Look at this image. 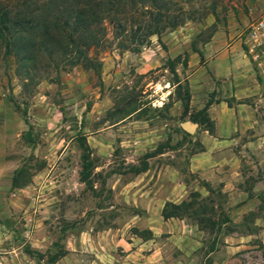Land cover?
Wrapping results in <instances>:
<instances>
[{
	"label": "rangeland",
	"instance_id": "1",
	"mask_svg": "<svg viewBox=\"0 0 264 264\" xmlns=\"http://www.w3.org/2000/svg\"><path fill=\"white\" fill-rule=\"evenodd\" d=\"M69 1L0 0V12L49 19ZM168 1L149 35L147 12L115 2V23L102 18L101 40L85 49L91 63L50 59L37 43L33 58L18 61L0 39V264H48L52 254L50 264L264 260V230L253 223L264 215V45L255 58L248 49L264 0ZM210 41L218 47L205 51ZM226 43L240 57L232 82L261 80L255 93L229 95L217 57ZM186 86L193 101L183 112ZM210 102L222 104L215 118ZM228 106L235 121L217 117ZM228 120L234 139L209 140ZM78 135L91 149V187L78 177ZM144 153L146 168L129 170ZM198 153L206 171L189 167ZM166 202L181 204L163 216ZM218 213L229 217L219 230L210 225ZM246 231L250 246L232 251L228 236Z\"/></svg>",
	"mask_w": 264,
	"mask_h": 264
},
{
	"label": "trees",
	"instance_id": "2",
	"mask_svg": "<svg viewBox=\"0 0 264 264\" xmlns=\"http://www.w3.org/2000/svg\"><path fill=\"white\" fill-rule=\"evenodd\" d=\"M80 1L83 0H72L61 6L57 4L55 7H58V9L49 19L45 16H37L35 18L32 16H8L7 12H0V39H8L10 41L9 44L5 43L4 51L9 52L11 48L13 53L19 57L18 61L31 59L35 56L33 45L37 43L40 51L50 59L59 58L60 54L66 57L64 62L70 65L82 62L91 63V58L86 55L85 49L90 43H97L101 40L98 34L103 33V28L99 27L102 18L108 17L109 21H114L115 23L113 14L118 13V9L113 6L115 2L141 8V11L148 13L149 20L145 23V33L147 35L159 33L158 29L154 28L153 25L158 23L163 15L162 13L167 11V5L169 4L168 0H85L81 3ZM165 23L176 24V21L169 19L165 20ZM116 24H121V22L116 21ZM95 26L98 28H95ZM52 29H56L55 33H51ZM33 33H37L38 39L36 42L32 40L26 42L24 38H21V36ZM198 54L201 56L199 52ZM182 99V111L184 112L187 110L189 99L187 86L184 88ZM77 142L81 149L78 177L87 186L91 187L89 179L93 167L90 156L91 149L83 135H78ZM146 156L147 154L144 153L139 163L129 164L128 169L134 173L144 170L146 168ZM15 184V178L13 177L12 185ZM180 204L181 202L164 203L162 215L168 216L165 213L167 206L177 208ZM199 221L201 222V220ZM227 221H229L227 215L218 213L216 220H211L210 225L215 226L219 230L221 224ZM262 249L264 250V246H262ZM25 251L30 254L34 252L27 246ZM262 254L264 256V251H262ZM54 259L55 254L50 255L47 260L48 264L52 263ZM206 264H210V262Z\"/></svg>",
	"mask_w": 264,
	"mask_h": 264
},
{
	"label": "crops",
	"instance_id": "3",
	"mask_svg": "<svg viewBox=\"0 0 264 264\" xmlns=\"http://www.w3.org/2000/svg\"><path fill=\"white\" fill-rule=\"evenodd\" d=\"M209 47H218V45L213 44V42L210 41L204 45V50L207 51ZM235 47H236L235 43L222 44L221 49L217 53V57L219 56L221 59L225 60V65H226V68L228 70L227 77L223 78L222 81H224V82L227 81L226 86L228 84L227 87L229 89V95H232L235 99H238L240 96H242L241 94L248 95V94L255 93L258 89V85L260 83H262V81L258 80V82H257L258 84L252 83L251 85L240 84V82H237V84H236V83L232 82V80H231L232 78L230 77L231 76L230 74H232L233 65H234L232 63H234L236 60H238V58H240V57L236 58V56L234 55V53L236 51ZM190 80H191V78L189 79V81ZM190 85H191V81H190ZM192 101H193L192 100V91L190 89V99H189L190 105L192 104ZM240 104L241 103H239V102L237 103V105H240ZM220 105H222V104H220L219 102H216V103L210 102L209 103V105L207 107V111L212 118H215L212 115V112L215 111L216 107H221ZM230 110H232V106L231 107L228 106L226 108L225 116L218 115L217 117H220L219 119H224V120L226 118L232 117V120L235 121V117L233 118V115L231 116ZM232 120H228V123H227L225 128H221L220 126L217 125L216 130L214 131V136L209 134L208 139L211 141H213V140H215V141H228V140L234 139L235 136L233 133L236 132L235 129L237 128V124H235ZM206 152H207V148L204 151V154ZM202 155L203 154L198 153V154H195V155L189 157L188 161H189L190 169H192V170L197 169L198 171H201V168L204 167L205 171H206L207 166H203L204 165L203 163H205V162H202L203 161ZM206 163L211 164V163H215V162H211L209 160V158L207 157ZM253 219H254L253 223L258 225L259 230L263 231L264 230V215L254 214ZM252 233L253 232L246 231L245 233L243 232V233H239V234H236L233 236L229 235L228 237L232 239V243H233L232 245H230V247L232 248V251L238 250L239 248L241 249V248L250 246L249 239H250L251 235H254ZM226 237H224V238L227 239ZM260 243L262 245H264V237H262V236L260 237ZM253 246H254V244H253ZM255 251L257 253H260V250H258V249H256ZM260 256H261V254H259L257 256V259L260 260L258 264H264V260ZM212 264H227V263L223 259H220V260L216 259V260L212 261Z\"/></svg>",
	"mask_w": 264,
	"mask_h": 264
},
{
	"label": "built area",
	"instance_id": "4",
	"mask_svg": "<svg viewBox=\"0 0 264 264\" xmlns=\"http://www.w3.org/2000/svg\"><path fill=\"white\" fill-rule=\"evenodd\" d=\"M250 36L252 37V42L248 49L249 51H254L252 58H255L258 56L256 47L264 45V15L251 25Z\"/></svg>",
	"mask_w": 264,
	"mask_h": 264
},
{
	"label": "water",
	"instance_id": "5",
	"mask_svg": "<svg viewBox=\"0 0 264 264\" xmlns=\"http://www.w3.org/2000/svg\"><path fill=\"white\" fill-rule=\"evenodd\" d=\"M185 127H186L187 129H191V128H192V125H191V124H185Z\"/></svg>",
	"mask_w": 264,
	"mask_h": 264
}]
</instances>
